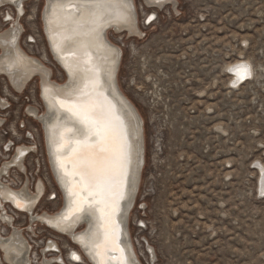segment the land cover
Returning a JSON list of instances; mask_svg holds the SVG:
<instances>
[{
  "label": "rangeland",
  "instance_id": "374dc122",
  "mask_svg": "<svg viewBox=\"0 0 264 264\" xmlns=\"http://www.w3.org/2000/svg\"><path fill=\"white\" fill-rule=\"evenodd\" d=\"M176 1L180 14L164 8L144 40L119 41L135 48L123 49L119 84L144 120L146 139V164L129 222L132 239L136 246H152L159 264H264V198L257 193L255 169L257 162L264 165V0ZM42 4L29 0L21 20V44L40 59ZM2 13L0 29L6 27ZM31 36L36 43L26 45ZM239 58L250 60L259 76L230 90L225 68ZM54 79L63 81L57 70ZM35 83L17 95L0 77V96L10 105L0 113L5 120L0 148L6 139L37 146L26 160L31 184L41 178L46 185L37 211L54 212L58 201L50 199L54 188L39 124L26 114L30 104L40 108ZM29 133L33 142L25 139ZM16 224L25 220L19 217ZM37 232L48 238L42 227Z\"/></svg>",
  "mask_w": 264,
  "mask_h": 264
},
{
  "label": "bare ground",
  "instance_id": "6f19581e",
  "mask_svg": "<svg viewBox=\"0 0 264 264\" xmlns=\"http://www.w3.org/2000/svg\"><path fill=\"white\" fill-rule=\"evenodd\" d=\"M140 1L143 5V13L154 7L163 9L175 5V0ZM28 2L29 0H0L2 21L6 24V27L0 29V77L5 79L8 87L17 95L22 94L27 85L36 79L34 99L38 101L40 108L30 104L26 108V114L39 124V138L45 166L54 188L50 195L58 201V207L54 212L37 211L46 185L41 178H35L31 184L26 165L27 157L37 154V146L6 139L0 148L4 156L0 157V264H56L57 262L63 264L62 254L51 252L59 248L61 241L59 238L64 240L62 245L67 248V257L74 259L75 256L90 264H100V258L79 240L81 236L94 230L96 217L71 212L67 177L62 176L57 167L53 147L54 140L60 142L59 133L71 125V121L67 119V112L57 101L63 100L79 86L85 75L82 70H77L74 75L67 67L73 59L69 53L82 43L88 46L87 50L92 57L89 67L96 69L95 76L99 81L103 98L123 122L122 132L129 146L130 163L127 166L128 175L124 185L125 199L120 202L121 211L117 217L118 224L114 234L118 237L117 243L126 246L127 254L134 259L135 264H141L135 255L136 244L132 239L129 222L146 164L145 124L138 109L124 94L119 84L123 52L119 41H123V37L134 39L144 36L139 26L136 1L123 0L128 13L126 21L109 19L93 36L65 40L62 49H58L48 23L52 18L53 6L58 0H43L38 11L40 30L46 46V49L45 46L43 48L42 59L36 58L21 44L24 34L21 20L26 14L25 5ZM59 2L66 4L72 0H59ZM79 19H87V15L84 14ZM35 38L31 36L30 41L26 39V45L35 44ZM225 69L233 73L229 82L234 88L244 80H246L244 85L250 81L255 82L259 76L251 61L247 59L238 60L232 65L228 64ZM54 70L60 73L63 81L58 82L54 79ZM9 106L8 100L0 96V113L6 111ZM4 124L5 120L0 116V129ZM25 139L33 142V133L27 134ZM28 153L29 155L26 156ZM36 166H40L39 160ZM255 169L258 172L256 188L260 195H263L264 165L257 162ZM12 172L15 176L11 175ZM17 200L21 201L20 207L17 206ZM65 215H70V219L67 221L60 219ZM19 217L25 220L22 226L16 224ZM39 227L49 233L48 238H42V233L37 232ZM111 247L110 242L109 251L104 258L107 264H116L115 261L110 260V257L118 256L119 253H113ZM101 251L103 252V249Z\"/></svg>",
  "mask_w": 264,
  "mask_h": 264
},
{
  "label": "snow or ice",
  "instance_id": "6c2138e0",
  "mask_svg": "<svg viewBox=\"0 0 264 264\" xmlns=\"http://www.w3.org/2000/svg\"><path fill=\"white\" fill-rule=\"evenodd\" d=\"M84 14L87 19H79ZM112 18L128 19L123 0H72L66 4L58 0L48 23L55 46L62 49L65 40L93 36ZM87 47L82 43L69 53L73 58L67 64L69 70L74 75L82 70L85 75L79 86L57 101L71 121V125L59 133L60 142L53 141L57 167L62 176L67 177L71 212L96 217L94 230L81 236L80 243L100 258V264H107L104 257L110 242V250L119 253L110 260L116 264H135L126 246L117 243L118 237L114 234L120 202L125 199L129 146L124 140L123 122L103 98L96 69L89 67L92 57ZM17 206H21V201L17 200ZM60 219L67 221L70 215ZM74 259L79 257L74 256Z\"/></svg>",
  "mask_w": 264,
  "mask_h": 264
},
{
  "label": "built area",
  "instance_id": "2783aa9c",
  "mask_svg": "<svg viewBox=\"0 0 264 264\" xmlns=\"http://www.w3.org/2000/svg\"><path fill=\"white\" fill-rule=\"evenodd\" d=\"M136 1V4H135V6H136V11L138 12V20H139V26H140V28H141V30L143 31V34H144V36L142 37V38H134L133 40L134 41H141V40H144L145 38H146V30H148V29H150V28H153L155 25H157V23L159 22V18H160V16H161V13H162V11L164 10V8L163 9H159V8H156V7H154V8H152V9H148L145 13H143V12H141L140 13V10H142L143 11V5L141 4V1L140 0H135ZM167 7V6H166ZM178 7H179V3L175 0V5L173 6H170V9L169 10H171V12H172V14H174V16L176 15V14H180V11H179V9H178ZM146 14H148V16L146 15ZM143 15V16H142ZM204 19L203 18H199V22H198V24H201L200 26H201V28H199V30L200 31H202V32H205V30H206V26H205V24H204ZM187 34V32H184L183 33V36H185ZM187 38V39H186ZM123 39H125V40H128V38L127 37H123ZM185 39H186V41H188L189 43L191 42V40H192V38H190V37H186L185 36ZM27 41H30V37L27 39ZM120 47H121V49H122V62H123V60H124V56H125V52H124V50L123 49H128L129 51V53H134V50H135V48L133 47V46H130V47H124V45L122 44V45H120ZM124 47V48H123ZM240 47L242 48V49H245V48H247V44H243V43H241L240 44ZM188 51L190 52L191 50H190V48H188ZM183 60H186V62H189V58H188V56H185L184 58H183ZM243 61V60H245V59H243V58H239V59H237L236 61ZM236 61H234L233 63H231V65L232 64H235V62ZM121 68V67H120ZM227 71H226V75H227V87L230 89V90H236V89H239V88H241L242 86H244V84L243 83H245L246 82V80H244L242 83H240L239 85H237L235 88L231 85V82H229V79L231 78V76H233V73L231 72V71H229L228 69H226ZM186 74H189V71L188 70H186ZM193 82V81H192ZM190 83V82H189ZM193 83H195V82H193ZM217 83V82H216ZM215 83V84H216ZM249 83V82H248ZM196 84H200V81H196ZM220 85L221 84H216V86L215 87H220ZM246 85V84H245ZM202 86V85H201ZM205 89H206V87H205ZM204 91V90H203ZM197 97H203V96H197ZM259 186V185H258ZM257 193H258V195H260V193H259V190L257 191ZM262 198H264V194L263 195H260ZM140 210L142 209V208H139ZM140 223H141V221H139L137 224H138V228H140V229H142V230H144L145 229V225H140ZM63 244V241L61 240L60 241V243H59V248L58 249H56V250H52L51 252H53V253H55V254H62V257H63V264H90V263H88V262H86L85 260H75V259H73L72 257H67V248H65V246H63L62 245ZM135 248V255H136V257L140 260V262H141V264H159V260H158V256H157V254H156V252H155V249L152 247V246H147V245H145L144 247H140V246H136V247H134ZM47 254H50V253H47ZM56 264H61V263H59V262H57Z\"/></svg>",
  "mask_w": 264,
  "mask_h": 264
},
{
  "label": "flooded vegetation",
  "instance_id": "af4514ba",
  "mask_svg": "<svg viewBox=\"0 0 264 264\" xmlns=\"http://www.w3.org/2000/svg\"><path fill=\"white\" fill-rule=\"evenodd\" d=\"M14 221H15V220L13 219V224H14Z\"/></svg>",
  "mask_w": 264,
  "mask_h": 264
}]
</instances>
